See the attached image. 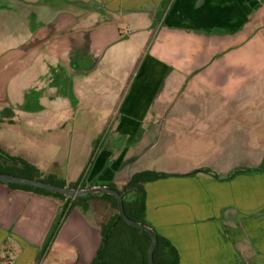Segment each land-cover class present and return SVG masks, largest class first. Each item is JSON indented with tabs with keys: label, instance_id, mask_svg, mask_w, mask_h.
Returning a JSON list of instances; mask_svg holds the SVG:
<instances>
[{
	"label": "crops",
	"instance_id": "crops-1",
	"mask_svg": "<svg viewBox=\"0 0 264 264\" xmlns=\"http://www.w3.org/2000/svg\"><path fill=\"white\" fill-rule=\"evenodd\" d=\"M0 148L127 203L163 173L143 220L177 264H264V0H0ZM62 204L49 250L90 264L110 200L2 182L0 264H38Z\"/></svg>",
	"mask_w": 264,
	"mask_h": 264
},
{
	"label": "trees",
	"instance_id": "trees-1",
	"mask_svg": "<svg viewBox=\"0 0 264 264\" xmlns=\"http://www.w3.org/2000/svg\"><path fill=\"white\" fill-rule=\"evenodd\" d=\"M166 3V1H165ZM164 8V6H162ZM0 172L33 178L50 182L59 186L66 185L63 178H57L52 174H43L36 166L30 164L21 157L13 156L6 153L0 148ZM165 174L144 170L135 173L129 181V185L135 190L136 197L131 202L123 201V207L126 215L133 220L145 223L144 217V201H143V183L148 180L163 177ZM13 188H21L37 194L59 197L66 199L71 206L79 204L82 200L93 195H99L111 201L113 208L116 210L114 216L101 226V243L99 249L90 264H148V248L151 242L150 235L146 231L133 228L126 224L121 218H117V203L115 198L110 194H92L85 197H77L70 199L62 194L50 192L41 188H34L27 185L7 183ZM69 187L77 188L75 183L69 184ZM107 187L114 189L112 184ZM84 208V207H83ZM66 214V207L61 208L58 212L52 228L45 240L44 247L50 246L55 234L57 233ZM157 235V243L153 251L154 264H177L178 252L170 241Z\"/></svg>",
	"mask_w": 264,
	"mask_h": 264
},
{
	"label": "water",
	"instance_id": "water-1",
	"mask_svg": "<svg viewBox=\"0 0 264 264\" xmlns=\"http://www.w3.org/2000/svg\"><path fill=\"white\" fill-rule=\"evenodd\" d=\"M0 182L2 183H14V184H20V185H27L34 188H41L50 192L59 193L62 194L70 199H75L77 197H85L92 194H110L112 195L117 203V218H121L126 224L129 226L139 229L141 231H146L151 238V242L148 248V264H154L153 263V251L157 243V235L156 232L151 228V226L133 220L132 218L128 217L124 211L123 207V201L126 199V194L120 193L115 189L103 186V185H96L90 188H72L68 187L66 185L59 186L50 182H45L42 180H37L33 178H26L11 174H6L0 172Z\"/></svg>",
	"mask_w": 264,
	"mask_h": 264
},
{
	"label": "rangeland",
	"instance_id": "rangeland-1",
	"mask_svg": "<svg viewBox=\"0 0 264 264\" xmlns=\"http://www.w3.org/2000/svg\"><path fill=\"white\" fill-rule=\"evenodd\" d=\"M165 9V8H163ZM162 9V12L164 11ZM63 152V151H62ZM62 155L64 156V160H68L69 159V155H70V148L68 147V150L62 153ZM66 207L65 204L60 207L59 213L61 211V208ZM51 245V244H50ZM50 246L46 249V247H44V245L41 247L39 253H38V258L41 257V259L39 260L38 264H67V260L66 258L62 257V256H58L57 254H54L53 252H51V250H49ZM49 250V251H48Z\"/></svg>",
	"mask_w": 264,
	"mask_h": 264
},
{
	"label": "flooded vegetation",
	"instance_id": "flooded-vegetation-1",
	"mask_svg": "<svg viewBox=\"0 0 264 264\" xmlns=\"http://www.w3.org/2000/svg\"><path fill=\"white\" fill-rule=\"evenodd\" d=\"M73 200V199H72ZM66 212H67V208H66Z\"/></svg>",
	"mask_w": 264,
	"mask_h": 264
}]
</instances>
